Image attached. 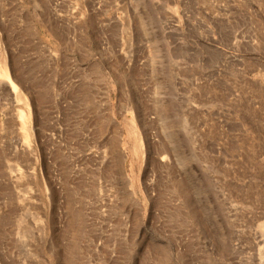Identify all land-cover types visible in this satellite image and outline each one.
<instances>
[{
  "label": "rangeland",
  "instance_id": "rangeland-1",
  "mask_svg": "<svg viewBox=\"0 0 264 264\" xmlns=\"http://www.w3.org/2000/svg\"><path fill=\"white\" fill-rule=\"evenodd\" d=\"M0 70V264H264V0H0Z\"/></svg>",
  "mask_w": 264,
  "mask_h": 264
},
{
  "label": "bare ground",
  "instance_id": "bare-ground-1",
  "mask_svg": "<svg viewBox=\"0 0 264 264\" xmlns=\"http://www.w3.org/2000/svg\"><path fill=\"white\" fill-rule=\"evenodd\" d=\"M2 73H3V70H0V75H2ZM14 77V76H13ZM15 78H16V76H15ZM126 125V124H125ZM116 128H118L119 129V133L121 134V132H120V126L119 125H117V127ZM126 128H127V126H126ZM116 132H117V130H116ZM137 136H138V140H139V147H141V150L142 151H144L145 149H148L147 147H148V140H149V137L147 136V129L146 128H144V129H142L141 130V132H137L136 131V133H135ZM112 136H114V133H113V135ZM131 136V135H130ZM133 136H134V133H133ZM133 136H131V138H133ZM135 138V137H134ZM169 139V138H168ZM168 139H164L163 137L162 138H156V144L158 145V147L157 148H160V149H163V150H165V149H168V147L172 144V140H168ZM133 140H136V139H133ZM132 140V141H133ZM155 144V145H156ZM152 145V144H151ZM136 146V145H135ZM138 147V146H137ZM116 153L118 154L119 153V151L121 152V150L118 148V145L116 146ZM137 148L135 147V150H136ZM166 151V150H165ZM167 152V151H166ZM134 153V152H133ZM136 153V152H135ZM158 159H160V160H162V161H164V160H166L167 159V157H168V154H166L165 152H160L159 154H158ZM104 158H105V149H103V151H102V159H101V162L103 163L104 162ZM106 166H107V169L108 170H110V168H111V160H107V162H106ZM162 167H166V164H162ZM110 175H113V171L111 170L110 171V173H109Z\"/></svg>",
  "mask_w": 264,
  "mask_h": 264
}]
</instances>
